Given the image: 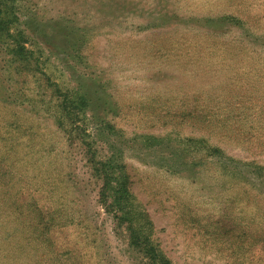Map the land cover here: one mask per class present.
I'll return each mask as SVG.
<instances>
[{
	"label": "rangeland",
	"instance_id": "rangeland-1",
	"mask_svg": "<svg viewBox=\"0 0 264 264\" xmlns=\"http://www.w3.org/2000/svg\"><path fill=\"white\" fill-rule=\"evenodd\" d=\"M260 167L264 0H0V264H264Z\"/></svg>",
	"mask_w": 264,
	"mask_h": 264
},
{
	"label": "trees",
	"instance_id": "trees-1",
	"mask_svg": "<svg viewBox=\"0 0 264 264\" xmlns=\"http://www.w3.org/2000/svg\"><path fill=\"white\" fill-rule=\"evenodd\" d=\"M7 23L8 20H5ZM106 126L104 127V133L106 131ZM100 141V140H97ZM117 141V140H116ZM118 142V141H117ZM117 149V148H116ZM94 152V151H93ZM92 152V153H93ZM211 155H213L218 161L222 163H226L225 167L232 166V163H235L232 167L236 171H246V165L237 161L233 158L227 157L226 154L219 148L210 151ZM93 158V157H92ZM121 152L118 149L115 154L111 157H107L104 161H99L100 169L104 173L105 187L101 189L100 194L105 196L106 199H110L111 201V208L114 209L115 212L119 213V215H114L119 221H124L129 224V229L131 231V236L134 237V241L137 243L139 238L141 239V235H145L143 230V218H141L142 214L137 206L134 205L132 200V191H131V184L127 180V175L124 173L126 167L123 164H120ZM251 168V165H249ZM254 175L260 177L261 175L264 176V168H254L251 169ZM116 173V174H108ZM251 172V171H250ZM249 173V172H248ZM38 222L31 226L32 232L40 230L44 233V230L39 228ZM42 233V234H43ZM144 240L142 245H145V249L151 253H154V258L157 257L156 251L153 249L154 246L151 245L149 241V237L147 235L143 236ZM168 260H163L162 264H168Z\"/></svg>",
	"mask_w": 264,
	"mask_h": 264
}]
</instances>
